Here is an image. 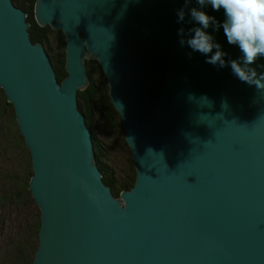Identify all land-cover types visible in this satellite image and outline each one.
I'll use <instances>...</instances> for the list:
<instances>
[{"label":"water","instance_id":"water-1","mask_svg":"<svg viewBox=\"0 0 264 264\" xmlns=\"http://www.w3.org/2000/svg\"><path fill=\"white\" fill-rule=\"evenodd\" d=\"M185 3L37 0L38 24L65 34L59 82L27 12L0 0V86L31 153L40 209L33 264H264V90L181 43L199 26L188 14L196 0ZM206 31L226 61L240 58L222 27ZM93 58L136 168L120 197L103 181L78 105Z\"/></svg>","mask_w":264,"mask_h":264},{"label":"trees","instance_id":"trees-1","mask_svg":"<svg viewBox=\"0 0 264 264\" xmlns=\"http://www.w3.org/2000/svg\"><path fill=\"white\" fill-rule=\"evenodd\" d=\"M13 3L27 12L30 22L29 32L33 42L42 43L57 72L61 82L68 74L66 62V38L62 30L50 25L41 26L35 19L34 7L37 0H12ZM89 81L86 87L78 90L79 109L86 117V122L93 133L96 159L102 178L110 186L115 197H120L123 190H130L135 184L136 168L133 163L131 149L126 142L121 116L110 97L107 76L97 59H86ZM105 130L112 138L120 135L121 144L115 149L100 139V131ZM127 153L123 162L125 168L119 173L111 165L112 152ZM21 160V169L15 170L13 165ZM8 165V166H7ZM33 175L31 153L24 136L20 132L13 103L7 99L4 89L0 86V212L14 208L19 212L20 206L33 205L29 212L30 230L24 228L17 236L16 242L11 239V248L0 255V264H33L39 243L41 225L40 209L29 190V181ZM8 182V183H7ZM27 204V205H26ZM23 209V210H24ZM21 210V209H20ZM22 210V211H23ZM6 220V218L3 217ZM11 223V222H10ZM9 223V224H10ZM9 242V243H10Z\"/></svg>","mask_w":264,"mask_h":264},{"label":"clouds","instance_id":"clouds-1","mask_svg":"<svg viewBox=\"0 0 264 264\" xmlns=\"http://www.w3.org/2000/svg\"><path fill=\"white\" fill-rule=\"evenodd\" d=\"M188 3L191 0H186L185 7ZM196 4L199 7L190 8L188 14L190 22L199 26L189 29L188 38L181 43L208 57L207 63L221 68L230 67L239 80L264 90V71H257V67L264 69V65H257V61L264 58V0H196ZM206 6H211L213 11L223 10L225 20L221 23L210 16L202 10ZM177 16V22L182 23L184 10H178ZM221 27L227 42L238 46L241 53L239 59L226 61L221 44L206 31L209 28L217 31ZM180 32L183 34V29Z\"/></svg>","mask_w":264,"mask_h":264},{"label":"rangeland","instance_id":"rangeland-1","mask_svg":"<svg viewBox=\"0 0 264 264\" xmlns=\"http://www.w3.org/2000/svg\"><path fill=\"white\" fill-rule=\"evenodd\" d=\"M100 139L105 141V143L108 144L111 149H115L117 143L121 144L120 135L115 134L112 138L108 135L107 132H105V130L100 131ZM124 158L127 159V153H118L114 151L110 154L111 165H113L119 173H122V170L125 168L123 162ZM13 167L14 171L21 169V160L18 162V164L13 165ZM2 185L3 181L0 180V189L2 188ZM20 207L21 208H19V212H16L14 208L11 209L8 207L2 213L0 212V255H2L4 252L6 253L7 251H9V249L11 248V239H13L14 242H16L17 239L19 240V237L17 236L19 232L24 230V228L30 230V227L28 225L29 212L24 208L26 207L32 211V208H34V206L21 205ZM3 217L6 218V220L3 219Z\"/></svg>","mask_w":264,"mask_h":264},{"label":"bare ground","instance_id":"bare-ground-1","mask_svg":"<svg viewBox=\"0 0 264 264\" xmlns=\"http://www.w3.org/2000/svg\"><path fill=\"white\" fill-rule=\"evenodd\" d=\"M92 135H93V133H92ZM95 158H96V153H95ZM96 162H97V159H96ZM98 164V163H97Z\"/></svg>","mask_w":264,"mask_h":264}]
</instances>
